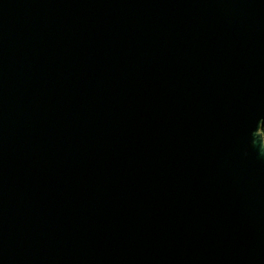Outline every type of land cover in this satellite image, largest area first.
Wrapping results in <instances>:
<instances>
[{"label":"water","instance_id":"water-1","mask_svg":"<svg viewBox=\"0 0 264 264\" xmlns=\"http://www.w3.org/2000/svg\"><path fill=\"white\" fill-rule=\"evenodd\" d=\"M264 0H0V264H264Z\"/></svg>","mask_w":264,"mask_h":264},{"label":"trees","instance_id":"trees-1","mask_svg":"<svg viewBox=\"0 0 264 264\" xmlns=\"http://www.w3.org/2000/svg\"><path fill=\"white\" fill-rule=\"evenodd\" d=\"M262 133H263V136H264V124H263V127H262Z\"/></svg>","mask_w":264,"mask_h":264}]
</instances>
